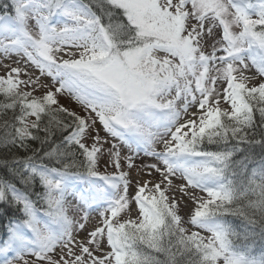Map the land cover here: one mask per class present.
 I'll return each mask as SVG.
<instances>
[{"label":"snow or ice","instance_id":"6c2138e0","mask_svg":"<svg viewBox=\"0 0 264 264\" xmlns=\"http://www.w3.org/2000/svg\"><path fill=\"white\" fill-rule=\"evenodd\" d=\"M5 218L0 264H264V0L4 4Z\"/></svg>","mask_w":264,"mask_h":264},{"label":"trees","instance_id":"16d2710c","mask_svg":"<svg viewBox=\"0 0 264 264\" xmlns=\"http://www.w3.org/2000/svg\"><path fill=\"white\" fill-rule=\"evenodd\" d=\"M6 3H10V0H0V13L3 12V5L6 4ZM7 227V218H5L3 224H0V233H1V236L3 235V231L4 229ZM260 253V250L259 248H257L255 250V254L256 255H259Z\"/></svg>","mask_w":264,"mask_h":264},{"label":"rangeland","instance_id":"374dc122","mask_svg":"<svg viewBox=\"0 0 264 264\" xmlns=\"http://www.w3.org/2000/svg\"><path fill=\"white\" fill-rule=\"evenodd\" d=\"M145 162H147V159L145 158ZM76 183H80V181H75ZM0 236H1V233H0Z\"/></svg>","mask_w":264,"mask_h":264}]
</instances>
